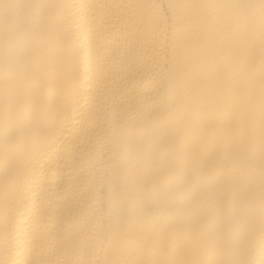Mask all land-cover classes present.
Wrapping results in <instances>:
<instances>
[{
  "label": "bare ground",
  "instance_id": "6f19581e",
  "mask_svg": "<svg viewBox=\"0 0 264 264\" xmlns=\"http://www.w3.org/2000/svg\"><path fill=\"white\" fill-rule=\"evenodd\" d=\"M0 264H264V0H0Z\"/></svg>",
  "mask_w": 264,
  "mask_h": 264
}]
</instances>
